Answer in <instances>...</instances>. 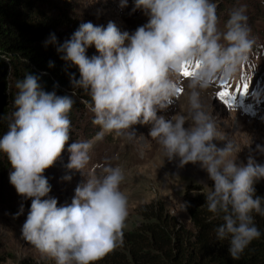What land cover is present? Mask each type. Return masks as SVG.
I'll return each mask as SVG.
<instances>
[{
    "label": "clouds",
    "instance_id": "9594fccd",
    "mask_svg": "<svg viewBox=\"0 0 264 264\" xmlns=\"http://www.w3.org/2000/svg\"><path fill=\"white\" fill-rule=\"evenodd\" d=\"M127 6L128 0H120L122 9ZM217 7L213 0H134L131 11L140 9L148 19L133 32L121 31L113 21L106 27L89 21L63 43L50 34L45 45L58 44L61 59L78 66L80 76L71 73L70 83L90 95L93 123L104 132L132 140L137 136L134 125L151 124L149 135L168 161L178 160L181 168L198 163L206 171L212 182L207 208L222 220L216 238L228 240L229 255L239 259L262 235L253 213L264 216V196L255 187L264 179V163L252 155L246 163L235 162L241 147L220 130L202 103V93L219 79H234L251 61L256 40L243 5L229 12L223 29ZM92 45L99 54L89 57L86 50ZM186 67L194 69L191 75H184ZM183 78L188 80L189 111L169 119L158 115L176 103ZM39 81L32 72L16 81L14 110L5 117L8 130L0 136V152L11 166L10 183L19 195L31 198L22 237L55 264H95L124 243L129 216L128 196L120 187L124 170L98 164L84 171L93 142L68 144L75 100L45 91ZM102 137L100 133L96 139ZM214 141L226 143L219 147ZM66 145L70 153L66 167L85 179L77 184L70 203L59 204L48 196L52 186L44 172ZM256 151L264 154V145L257 144ZM190 206L182 201L179 210ZM23 213L21 203L13 216Z\"/></svg>",
    "mask_w": 264,
    "mask_h": 264
},
{
    "label": "rangeland",
    "instance_id": "374dc122",
    "mask_svg": "<svg viewBox=\"0 0 264 264\" xmlns=\"http://www.w3.org/2000/svg\"><path fill=\"white\" fill-rule=\"evenodd\" d=\"M68 9L70 24L59 28L58 40L63 43L69 39L83 22H92L94 25H104L113 21L121 31L133 32L138 26L147 22L148 17L142 10L132 12L134 0H128V6L120 7V0H55ZM65 2V3H64ZM217 4V14L220 17V26L228 18L229 12L243 5L246 8L251 36L260 42L264 49V0H213ZM51 9V8H50ZM127 43V42H126ZM253 48V56L248 64L241 67L234 79L226 80L236 83L244 75L250 76L248 90L255 93L259 90L264 95V52L257 54ZM91 57L98 55L94 45L86 50ZM257 65V66H256ZM187 78L182 79V90L176 103L168 109L158 111V115L166 119L172 115L186 114L189 111L186 85ZM226 83L218 81L202 93V103L212 115L218 127L230 139L234 140L241 151L237 154L236 163H246L252 155L260 163H264V154L256 151V145H264V99L262 102H251L253 108L244 110L240 107H231L222 100L219 93L225 90ZM262 98V97H261ZM82 119L73 122L68 144L73 141L91 140L93 147L89 151L90 161L84 171H91L98 164H111L124 170L125 180L121 183V190L128 196L129 216L125 229L135 228L143 216L142 207L161 202L164 207L180 222L193 227L187 211L179 210V203L186 201L190 194L195 192L194 186H200L210 191V180L200 165L188 163L178 167V160L168 161L157 141L149 135L151 124H137V136L132 140L115 132H104L99 125L93 123L94 113L86 106ZM103 133L102 139H96ZM217 146L223 147L226 141H214ZM70 153L67 145L62 155L53 166L45 170L52 188L48 196L58 199L59 204L70 203L78 183L85 179L80 172L69 170ZM11 166L8 165L7 174L0 173V254L6 258L5 264H18L25 258L33 259L36 264H55V261L42 255L34 246L22 237V225L30 209L31 198L25 199L16 192L9 181ZM68 174L71 180H64ZM261 181L264 182V179ZM47 198V197H45ZM23 203L24 213L14 218L13 214L19 211Z\"/></svg>",
    "mask_w": 264,
    "mask_h": 264
},
{
    "label": "trees",
    "instance_id": "16d2710c",
    "mask_svg": "<svg viewBox=\"0 0 264 264\" xmlns=\"http://www.w3.org/2000/svg\"><path fill=\"white\" fill-rule=\"evenodd\" d=\"M70 22L65 4L62 6L55 0H0V57H7L0 59V136L8 130L5 117L14 110L15 83L27 72L40 76L39 83L45 91L73 96L75 103L69 118L73 123L82 119L91 97L83 90L73 89L70 74L75 73L78 79V66L62 60L63 54L56 50L61 43L59 28ZM52 33L58 44L45 45ZM50 61L53 67H49ZM8 165L6 154L0 152L1 175L7 174ZM209 186L211 191V181ZM255 187L257 194L264 196V182L259 181ZM194 189L186 199L191 205L187 212L193 227L180 222L161 202L144 206L143 220L133 229H124L123 246L95 264H264V216L253 213L262 235L250 243L239 259H233L227 251L228 240L216 238L215 229L222 220L208 211L205 198L210 191L200 186ZM5 261L0 254V264ZM18 264L36 262L25 258Z\"/></svg>",
    "mask_w": 264,
    "mask_h": 264
},
{
    "label": "snow or ice",
    "instance_id": "6c2138e0",
    "mask_svg": "<svg viewBox=\"0 0 264 264\" xmlns=\"http://www.w3.org/2000/svg\"><path fill=\"white\" fill-rule=\"evenodd\" d=\"M193 71H194V69H192L191 67H186L185 70H184V75H191ZM224 87H225V90H223V91H221L219 93L220 96H227V95H229V92L227 91V87L228 86L225 85ZM248 87H249L248 84H245L243 86L245 92H247Z\"/></svg>",
    "mask_w": 264,
    "mask_h": 264
}]
</instances>
